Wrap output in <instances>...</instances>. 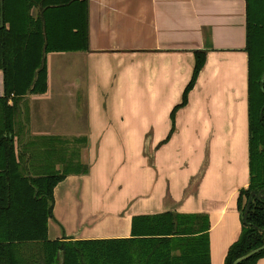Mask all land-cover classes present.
Instances as JSON below:
<instances>
[{
	"label": "crops",
	"instance_id": "0c3cea01",
	"mask_svg": "<svg viewBox=\"0 0 264 264\" xmlns=\"http://www.w3.org/2000/svg\"><path fill=\"white\" fill-rule=\"evenodd\" d=\"M86 8L88 48L47 52L46 89L17 103L15 138L30 174L61 169L66 158L88 167L53 187L48 238L128 237L133 215L202 213L210 264H223L249 178L244 1L86 0ZM194 48L205 60L160 142ZM2 79L0 71V96Z\"/></svg>",
	"mask_w": 264,
	"mask_h": 264
},
{
	"label": "trees",
	"instance_id": "16d2710c",
	"mask_svg": "<svg viewBox=\"0 0 264 264\" xmlns=\"http://www.w3.org/2000/svg\"><path fill=\"white\" fill-rule=\"evenodd\" d=\"M243 1L249 178L238 189L240 228L223 264L264 244V0ZM86 16V0H0V264H59V252L61 264H210L209 225L202 213L133 215L128 237L48 238L53 187L67 173H85L88 167L66 158L62 169L30 174L15 138L17 103L46 89L47 52L88 48ZM192 53L191 76L160 142L174 130L175 112L185 104L205 60V49L194 48ZM263 255L264 247L235 264H255Z\"/></svg>",
	"mask_w": 264,
	"mask_h": 264
},
{
	"label": "water",
	"instance_id": "95a60500",
	"mask_svg": "<svg viewBox=\"0 0 264 264\" xmlns=\"http://www.w3.org/2000/svg\"><path fill=\"white\" fill-rule=\"evenodd\" d=\"M264 247V244L258 248H255V249H251L249 251H247L246 253L236 257V259L233 261L232 264H235L243 259H245L246 257H248V255H250L251 253L255 252L256 250L260 249V248H263ZM61 259H62V254L61 252H59V260H58V263L61 264Z\"/></svg>",
	"mask_w": 264,
	"mask_h": 264
},
{
	"label": "rangeland",
	"instance_id": "374dc122",
	"mask_svg": "<svg viewBox=\"0 0 264 264\" xmlns=\"http://www.w3.org/2000/svg\"><path fill=\"white\" fill-rule=\"evenodd\" d=\"M71 160V159H70ZM74 163V162H73ZM62 169V168H61Z\"/></svg>",
	"mask_w": 264,
	"mask_h": 264
}]
</instances>
